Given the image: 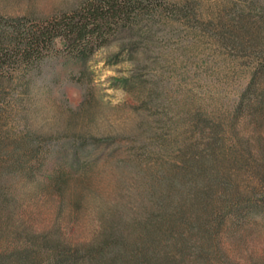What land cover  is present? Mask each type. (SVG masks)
<instances>
[{"label":"trees","instance_id":"obj_1","mask_svg":"<svg viewBox=\"0 0 264 264\" xmlns=\"http://www.w3.org/2000/svg\"><path fill=\"white\" fill-rule=\"evenodd\" d=\"M147 1L100 0L50 28L0 18V264H264V254L247 241L251 228L264 224L262 75L255 74L239 96L230 133L222 121L195 112L183 133L169 136L159 113L166 100L155 83L136 99L138 127L126 139L102 144L75 134L76 176L56 170L47 180L38 177L51 144L64 134L28 127L9 137L1 106L9 68L38 64L56 36L74 58L86 57L110 31L132 37L141 14L155 7ZM240 16L230 26L243 29ZM259 71L264 74V62ZM144 83L138 77L132 86ZM121 141L127 144L120 147ZM90 146L111 148L107 161L118 171L108 193L92 187L98 162L84 153ZM91 200L97 203L92 216ZM42 209L53 213L48 225L39 226ZM93 220L89 237L79 233Z\"/></svg>","mask_w":264,"mask_h":264},{"label":"rangeland","instance_id":"obj_2","mask_svg":"<svg viewBox=\"0 0 264 264\" xmlns=\"http://www.w3.org/2000/svg\"><path fill=\"white\" fill-rule=\"evenodd\" d=\"M99 1L0 0V18L23 19L29 28L52 27L65 17L82 16ZM150 1L155 7L141 14L132 37L128 31L123 35L110 31L112 35L94 42L86 57L74 58L68 44L56 36L42 50L38 64L8 69L11 82L1 106L12 131L9 137L21 136L28 127L42 135L64 134L56 138L61 142L51 144L39 179L47 180L56 170L74 176L81 172L71 150L75 134L92 136L102 144L130 136L138 127L136 99L155 83L167 104L159 113L174 137L188 128L186 119L195 112L222 121L230 133L239 96L255 74L262 75L264 82V74H258L264 62V0ZM240 14L243 29H235L231 20ZM138 77L144 85L132 86ZM69 124L75 128L67 129ZM122 144L127 143L118 145ZM87 149L86 156L91 153L99 166L92 187L108 193L110 179L118 171L115 163L107 161L113 157L111 148ZM96 206H89L91 216ZM52 213L39 216L43 219L39 226L48 225ZM94 222L79 233L89 237ZM251 230L247 241L264 254V224Z\"/></svg>","mask_w":264,"mask_h":264}]
</instances>
